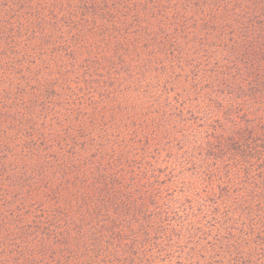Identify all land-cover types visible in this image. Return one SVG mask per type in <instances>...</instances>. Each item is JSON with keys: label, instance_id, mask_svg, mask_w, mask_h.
Listing matches in <instances>:
<instances>
[{"label": "trees", "instance_id": "1", "mask_svg": "<svg viewBox=\"0 0 264 264\" xmlns=\"http://www.w3.org/2000/svg\"><path fill=\"white\" fill-rule=\"evenodd\" d=\"M75 6L74 15L82 22H92L93 31L103 32L99 25L107 24L104 34L112 33L106 41L112 49L107 69L100 75L99 66L91 64L93 58L76 54V49L67 45L58 52L60 44L50 36L43 43L61 57L55 63H59V82L58 78L37 81L41 75L31 63V55L41 58V49L30 48L34 50L16 56L5 66V71L22 80L23 86L15 84L23 94L10 98L14 85L7 84V89L0 86V113L3 120L15 122L18 137L11 140H24L18 155L0 140V211L18 203L16 199L23 196L21 189L35 187L38 176L27 174L24 166L25 154L34 148H26L25 142L41 136L57 149L59 143L63 149L60 155L66 154L64 165L57 169L62 182L68 181L65 172L81 171L78 184L70 191L68 207L52 218L66 220L70 239L61 237V251L55 254L43 246L45 261L110 264L118 257L125 258V264H149L152 257L145 255L144 249L157 242L153 222L166 215L157 208V185H165L158 177L164 169L162 163L191 160L194 174L187 189L203 194L197 203H206L207 213L217 210L212 201L220 195L227 217L222 215V222L208 231L209 238L203 235L206 253L199 256L201 259L192 260L189 253L187 264H264V123L249 124L248 116L240 125L229 118L221 122L211 118L216 110H229L233 115L241 108L257 112L256 107L264 104V0H81ZM26 21L46 23L36 15ZM27 26H14L11 39L21 41ZM130 30L136 34L131 40L126 38ZM177 40L184 41V65L177 59ZM166 47H171L168 59L172 61L150 64L149 60L159 62L158 52ZM190 54L196 58L194 63L187 62ZM178 74L183 79L181 90L168 83ZM32 79L38 85L35 89L29 82ZM91 92L96 106L117 110V118L88 129L80 126L79 118L92 109L88 104L93 101ZM193 98L200 105L197 109H201L202 118H197L196 124L184 122L165 157L162 143L167 140H162L171 127L151 123L146 112L152 108L179 109L173 121H185L183 109L194 107ZM158 114L162 120L168 118L166 113ZM141 115L147 119L136 122ZM158 148L161 153H157ZM218 163L222 166L219 177L225 181L209 188L212 179L207 176ZM1 226L0 215V232ZM197 233L196 228H184V239L192 242L187 249L195 253L201 251L197 249L200 243L194 244ZM39 246L13 250L6 245L8 251L0 250V264H33L31 259L38 255Z\"/></svg>", "mask_w": 264, "mask_h": 264}, {"label": "rangeland", "instance_id": "2", "mask_svg": "<svg viewBox=\"0 0 264 264\" xmlns=\"http://www.w3.org/2000/svg\"><path fill=\"white\" fill-rule=\"evenodd\" d=\"M80 1L81 0H0V86L7 89V84H9L10 87L14 85L13 89L9 91L8 97L20 98V95L23 94V90L20 91L17 89V84L15 83L22 86L23 83L22 80L17 79L16 75L12 72L5 71V66H9L12 59H15L16 56L31 52L36 48L41 49L42 53L41 58L31 55V63L36 64L35 69H38L37 75H41L40 78H37V81H54L53 78H58V82L60 81V77L57 76L59 63L58 66H55L56 60L61 59L57 51H62L66 45L68 49L75 48L76 54L79 53L82 56L93 58L92 60L94 61H92L91 64L96 67L99 66L97 72L100 71V75H104L103 72L106 71L109 61L108 55L112 50L111 45L108 42L106 43V41H108V38L110 39L109 35H112V33L104 34L107 31L105 30L107 24L105 26L99 25L101 30L103 29L102 27H104L103 32H99L100 29L93 31L92 22L87 20L82 22L80 19L81 17L74 15L76 11L75 5H77L78 2L80 3ZM33 15L41 18V20L45 18L46 23H40V21L28 23L26 19ZM121 17H125V15L122 14ZM18 23L21 24V26L28 25L24 28L23 32L25 34L22 36L21 41L19 39L12 40L10 36L13 27L17 26ZM89 25L91 29L87 28ZM31 29L33 30L29 32ZM36 32L39 33V35H37ZM134 33L133 30H130L126 38L130 40L135 38L134 35L136 34ZM104 35L105 37L102 38ZM48 36L53 39L54 43L57 42L56 45L60 44L57 46V51L52 49L51 45L43 43ZM112 40H114V38H112ZM13 43L14 45H12ZM177 43L178 48H175V51L178 52L177 59L179 61L181 60L184 65V55L181 54L184 49V41L177 40ZM19 44H21V46H19ZM130 44L132 43L130 42ZM16 46L18 49L14 51ZM30 48L34 49L30 50ZM170 48L171 47H166L164 50L161 48L157 56L159 62L156 60H149L150 64L155 62L166 65L168 61H172L168 59V57L171 58V52L169 53ZM38 60L39 63H36ZM195 60L196 58L190 54L187 62L194 63ZM174 69L175 67L173 70ZM175 70L178 71V67H176ZM170 80L171 77L168 83L175 84V90L183 89V79H180V74L172 76V80ZM29 82L33 85L34 89L37 88L38 85L33 79ZM96 83L97 82H95V84ZM89 88L92 87L90 86ZM91 94L93 101L88 103L87 100H84L83 102L92 105V109H89L90 111H81L83 113L81 115L83 116L79 118L80 126H88V129H90L92 125L98 126L99 124L102 126L101 124H105L106 121L109 123L114 121V119L117 118V110L114 109L112 112V109H105L104 105H98L97 107L96 96L93 92H91ZM71 99L70 103L76 105L74 104V100L71 101ZM195 99L196 98H193L194 107L192 109H183V112L181 111L183 116L185 115V121L184 118L182 120L180 119L178 122L173 121L175 115L180 112L179 109L152 108L146 112L151 123H155L157 126L163 125L171 127L170 133L162 140V142L164 140L167 141L162 143L164 155L163 153L161 155L165 156L166 151L169 152L175 140L179 138L182 129H184V122H186L185 125L196 124L197 118H202V113L200 114L201 109H197L200 105L194 103L196 101ZM73 110L75 111L76 109ZM249 111L250 109L241 108L236 110L235 114L232 115L229 113V110H216V112L214 111L213 115L210 116L214 120H219V122L227 121V118H229L231 121H238V125L242 124V120L246 116L249 118L247 120L249 124L260 125L261 122L264 123V104L256 107L255 111L257 112ZM158 112L166 113L168 118L162 120ZM243 112L244 114H242ZM231 117H233V119H231ZM145 119L147 118L144 117L143 119V115H141L136 122H143ZM174 123H176L175 126L173 125ZM14 125L15 122L9 123L3 120L0 113V128H3L0 140L10 144V149L15 151L18 155L20 151L18 148L22 146L24 139L21 138L18 140V138H16L14 141L11 140L14 137H18L17 133H15ZM223 125H226V123ZM56 133L59 134V129ZM212 133L213 132H211V134ZM31 135L33 136L35 134L32 133ZM37 137L39 139L25 142L26 148L32 147L34 149L27 151V154H25L28 158L24 160V166L28 168L27 174L31 173L32 175V173L35 172L38 179L33 189L20 190V195L23 196L16 199L17 201L15 202L18 203H15L14 206H8L7 209L1 208L0 215L2 216L4 226H1L0 250L3 248L4 251H8L6 245L13 247V250L24 248L27 245H40L41 247L39 246L36 248V253L40 256H35L31 261L33 264L36 262L48 264L49 262L45 261L46 258L42 257L44 256L43 246L51 250V254H55L61 251L59 245L60 238L65 236L67 239H70L65 224L67 223L66 220L63 218L54 220L52 218L55 215H59L64 206L68 207L71 194L70 191L74 189L73 186L75 184H78L76 178L78 177L77 174L81 171L78 169L76 174L70 171L65 172L68 181L62 182V179L57 176V169H60V167L64 165V157H66V154H64V156L60 155V152L63 151L62 146L57 143V149L55 145L49 143L50 140L47 137L45 138L46 140L48 139V141L41 139V136ZM202 139V137L198 138L199 141H202ZM44 151L47 152L45 153ZM69 151L70 149H67L66 153L70 154L68 153ZM156 151L157 153H161V148L156 149ZM30 153H35L37 156H30L32 155ZM47 159H49V161H47ZM66 163L69 165L70 161L66 160ZM67 164L66 166H68ZM78 165H81V163H78ZM162 166L164 169L159 173L158 177L164 180L163 182L165 185H157V208L160 209L161 213L166 212V215L163 216V220L153 222L157 232V242L155 244V240L152 241L153 244L151 242V244L144 249V254L152 257L150 263L156 259L157 263L154 264H187L186 260L188 259L187 255H189V253L193 254L192 260L195 259V257L201 259L199 256L202 257V253H206L202 245L206 241L203 235L209 238L207 235L208 231L211 229L214 230L213 226L222 222V215H225V217H227V215L225 214L226 212L223 211L224 208L221 203L220 195H217L212 201L217 204V207H214L217 210L207 213L205 212L207 209L206 203L202 205L201 203H197L203 194L201 192L194 193L190 191L189 188L187 189L186 184L192 179L191 174L194 170V165L191 160H171V163L168 164L163 162ZM211 167L213 172L210 176H207L210 177L207 179H212V181L211 183L209 182L208 185L209 188L215 189L220 181L225 180L221 178L222 176L219 177V171L222 169L220 163H218V165L213 164ZM73 171H75V168H73ZM58 172L62 177V172ZM185 197L190 198L186 199ZM64 200L68 201V204L64 203ZM1 201L2 199H0V202ZM212 204L213 203H208V205ZM0 207H2V205H0ZM184 228H196L199 237L198 240H195L194 244L200 243L201 247L197 246V249L200 248L201 251L195 253L187 249V247H189L188 245L192 242L184 239ZM197 234H195V236H197ZM214 236L215 232L213 231L211 237L214 238ZM18 239H20L19 242L17 241ZM125 261V258L117 257L115 260H111L108 263L125 264Z\"/></svg>", "mask_w": 264, "mask_h": 264}]
</instances>
